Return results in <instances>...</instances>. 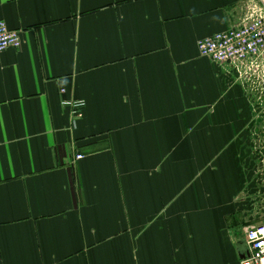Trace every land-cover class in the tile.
I'll use <instances>...</instances> for the list:
<instances>
[{"label":"crops","instance_id":"0c3cea01","mask_svg":"<svg viewBox=\"0 0 264 264\" xmlns=\"http://www.w3.org/2000/svg\"><path fill=\"white\" fill-rule=\"evenodd\" d=\"M244 4L0 0L22 40L0 52V264H240L264 213L196 170L236 125L214 106L235 71L197 45Z\"/></svg>","mask_w":264,"mask_h":264},{"label":"rangeland","instance_id":"374dc122","mask_svg":"<svg viewBox=\"0 0 264 264\" xmlns=\"http://www.w3.org/2000/svg\"><path fill=\"white\" fill-rule=\"evenodd\" d=\"M254 62L250 78L234 69L235 75L228 79V91L214 103L216 108L224 106L221 117L226 113V116L236 121V125L226 127L228 140L203 143L205 157L202 163L196 157V170L200 175L210 173L211 180L217 182L218 174L224 171L226 165L227 177L231 178L227 187L231 194L244 187L245 191L248 190L247 194L254 198L258 210L264 213V52ZM214 114L220 117L217 109L213 113L206 112L207 116ZM205 128L212 136L216 133L217 127ZM239 193L233 198L239 196ZM230 224H234V221L231 220ZM246 226L247 223L242 222L240 229L243 231Z\"/></svg>","mask_w":264,"mask_h":264},{"label":"built area","instance_id":"2783aa9c","mask_svg":"<svg viewBox=\"0 0 264 264\" xmlns=\"http://www.w3.org/2000/svg\"><path fill=\"white\" fill-rule=\"evenodd\" d=\"M255 1V2H254ZM244 12L236 26L198 40L199 53L219 64H227L244 77L250 78L255 58L264 52V0H245ZM22 45L20 31L0 20V52ZM73 114L81 117L84 101H66ZM84 155L78 154L77 159ZM249 254L240 264H264V224L249 225L245 229Z\"/></svg>","mask_w":264,"mask_h":264},{"label":"water","instance_id":"95a60500","mask_svg":"<svg viewBox=\"0 0 264 264\" xmlns=\"http://www.w3.org/2000/svg\"><path fill=\"white\" fill-rule=\"evenodd\" d=\"M244 257H245V256H244ZM244 257H243V258H244Z\"/></svg>","mask_w":264,"mask_h":264}]
</instances>
